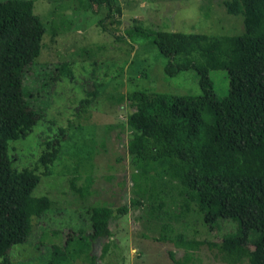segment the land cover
<instances>
[{"label":"trees","instance_id":"trees-1","mask_svg":"<svg viewBox=\"0 0 264 264\" xmlns=\"http://www.w3.org/2000/svg\"><path fill=\"white\" fill-rule=\"evenodd\" d=\"M89 2L108 5L102 24L110 20L119 25L112 0ZM223 8L228 15L242 17L241 34H154L156 48L167 59L165 74L175 77L194 70L201 94L128 93L134 108L126 120L134 197L130 205L117 209L90 207L91 234L86 239L72 237L63 247L53 245L46 264H76L82 258L97 264L90 253L93 243L110 241L111 221L139 207L146 209L148 222L159 226L160 236L154 240L183 248L186 261L207 245L231 264H264V0H224ZM44 34L33 0H0V264H14L10 251L28 242L34 219L52 206L49 197H35L33 191L41 181L36 171L44 167L42 173L49 174L61 152L60 141L46 142L34 169H14L9 156V143L26 139L41 119L26 100L24 80L40 56ZM112 35L124 39L115 31ZM57 70L60 76L66 71ZM215 70L228 72L229 94L224 98L217 96L210 78ZM81 104H89V99ZM76 178H71L73 189ZM168 199L176 211L165 222ZM193 214L210 229L220 221L236 222L237 231L220 243L175 234L171 224H187ZM109 249L106 243L100 258ZM169 255L175 261V253Z\"/></svg>","mask_w":264,"mask_h":264},{"label":"rangeland","instance_id":"rangeland-1","mask_svg":"<svg viewBox=\"0 0 264 264\" xmlns=\"http://www.w3.org/2000/svg\"><path fill=\"white\" fill-rule=\"evenodd\" d=\"M33 1L45 34L40 56L27 69L24 93L41 119L26 139L9 143V156L13 168L21 171L35 168L48 141H60L61 152L49 174L42 173L44 167L36 171L41 181L33 196L49 197L52 206L34 219L28 242L10 251L14 264H46L53 245L63 247L72 237L86 239L92 232L90 207L130 205L135 173L127 151L130 132L126 120L134 111L127 100L130 91L201 94L194 70L175 77L165 74L167 59L156 48L154 34L175 31L218 36L241 34L244 29L242 17L226 13L224 0H112L119 25L110 20L102 24L109 14L108 5L99 7L89 0ZM114 31L124 39L118 40ZM59 67L66 69L61 76ZM55 75H59L57 80H53ZM210 78L217 96H228V72L211 71ZM86 98L89 104L83 106L81 101ZM74 175L75 189L71 186ZM167 203L170 210L165 222L176 211L170 199ZM189 217L187 224H171L175 234L220 243L226 234L237 231V223L230 220L210 229L197 215ZM158 229L148 222L145 208H130L128 214L111 221V240L95 241L90 253L97 264H231L207 245L191 252V260L186 261L183 248L154 240L160 236ZM106 243L110 249L102 259ZM169 251L175 253V261ZM76 264L89 263L82 258Z\"/></svg>","mask_w":264,"mask_h":264}]
</instances>
